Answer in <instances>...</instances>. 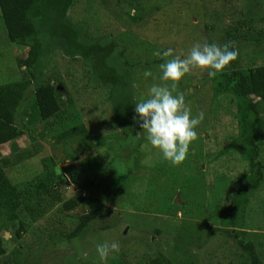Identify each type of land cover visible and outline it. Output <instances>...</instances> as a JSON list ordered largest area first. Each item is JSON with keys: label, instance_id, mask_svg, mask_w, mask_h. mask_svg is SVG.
Segmentation results:
<instances>
[{"label": "rangeland", "instance_id": "1", "mask_svg": "<svg viewBox=\"0 0 264 264\" xmlns=\"http://www.w3.org/2000/svg\"><path fill=\"white\" fill-rule=\"evenodd\" d=\"M136 10L141 22L126 14ZM67 17L89 40L115 43V56L123 52L131 65L135 103L149 98L153 84L170 87L171 82L160 79L159 65L185 58L198 43L235 45L236 60L227 66L238 63L234 69L242 74L264 66V0H73ZM239 22L247 24L244 33L232 30ZM242 33L247 42L233 41ZM6 34L0 15V86L21 80L24 68L18 61L27 53ZM169 48L170 57L153 54ZM70 59L54 53L45 70V78L64 94L59 114L47 121L28 118L30 90L16 118L20 137L0 145L1 157L34 154L8 171L10 184L27 194L13 216L0 218L5 248L0 264H100L96 245L114 242L119 251L110 253L106 264H248L228 230L252 242L264 264V114L261 140L251 145L248 139L258 131L253 113L245 105L237 113L238 98L230 103L226 95H216L221 89L234 92L232 69L209 78L207 70L194 68L177 85L173 95L183 93L192 116L202 112L204 118L186 159L172 165L147 142L136 121L125 137L113 127L115 113L106 91L89 81L81 57L78 63ZM145 71L152 75L145 78ZM81 125L86 132L82 137L57 142L63 132ZM240 148L246 151L243 161L236 152ZM44 166L57 180L51 195L40 196L34 183ZM74 175L82 176L80 184L72 183ZM246 185L250 188L233 228L230 200ZM89 192L97 193L98 205L82 207V214L97 209L101 214L79 237L68 240L79 208L65 211L62 206ZM170 199L171 211H160ZM21 225L25 231L17 238ZM177 238L186 242L176 243ZM182 248L187 252L181 253Z\"/></svg>", "mask_w": 264, "mask_h": 264}, {"label": "trees", "instance_id": "2", "mask_svg": "<svg viewBox=\"0 0 264 264\" xmlns=\"http://www.w3.org/2000/svg\"><path fill=\"white\" fill-rule=\"evenodd\" d=\"M72 5L73 0H0V15L5 25L8 41L11 44L27 48L25 58L18 61L19 65L24 68L21 80L0 86V145L7 144L20 137V123H16V118L25 106L30 90L32 91V102L30 101L32 112L26 115L28 118L47 121L59 114L64 94L45 78L48 62L53 54L57 52L62 57L71 58L70 60L75 62L79 61L78 58L81 57L84 64L88 66L89 81L93 82V86L106 91L107 102H110L111 107L114 108L113 127H119L124 137L128 134L127 128L131 127L133 129L136 103L134 101L131 65L123 59V52L119 56H115V48H117L115 43L103 44L104 40L102 39L91 41L84 35L82 27L73 24L69 20L67 12ZM126 14L132 22L140 21L141 14L137 13V10L133 15H130V12ZM246 26V22H239L231 27L234 32L241 31L244 33L243 29ZM243 33L241 36H235L233 41H237L238 44L243 40L247 42L243 37ZM229 45V50L236 51L235 45L232 43H229ZM236 64L239 65L233 62L225 67L226 70L232 69L233 71L234 92L221 89L218 90L216 95L218 97L226 95L227 99L230 98V103L236 102L235 98H238L240 101L236 106L237 113H239L238 108H241L242 105H245L253 113L258 123L256 125L258 131L255 136L250 137L248 140L249 144L255 146V143L261 140L263 133L260 128V115L264 114V66L249 69L247 74H242L234 69ZM227 85H229L228 82ZM224 101L221 102L222 105H225L226 102ZM241 101L245 104L240 103ZM85 133V128L82 125L71 128L63 132L58 137L57 142L73 140L82 137ZM236 152L243 161L246 151L244 152V149L240 148ZM32 153V151H23L10 158L0 156V218L7 214L13 216L25 201L23 199L26 198L27 193H20L17 188L10 184L7 175L9 170L31 159L34 155ZM77 158V155L74 156L72 162L77 161ZM250 165L253 166L252 163ZM43 169L44 174L34 184H36L40 196L51 195L53 192L51 189L52 184H56L57 177L53 171L48 170L49 168L47 169L44 166ZM81 177L80 175H74L71 177L72 183L80 184L79 179H82ZM118 185H121V183H118ZM28 187L31 188L32 184H29ZM249 188V185L244 186L235 192L234 198L230 200L228 213L230 225L233 228L237 225L236 213L239 211L240 204L243 203L244 193ZM29 195L32 197L31 194ZM97 196L95 192L84 195L79 194L75 199H70L63 204L62 209L65 211L79 208L80 214L75 223L71 224V229L67 234L68 240L79 237L86 226L101 214L99 209L85 215L81 212L82 207L98 205ZM172 200L170 199L168 205L160 211L170 212ZM24 231L23 226H19L16 231L17 238H20V234ZM233 231L228 230V236L235 241L237 248L245 254L246 262L248 264H261L254 244L250 241L241 240L236 232L233 234ZM156 233L159 234L158 231ZM182 240L186 242L184 239L177 238L176 243ZM182 249L181 253L187 252L185 248ZM4 253L3 239L0 237V257ZM152 264L161 263L159 260H155ZM172 264L174 263L172 262Z\"/></svg>", "mask_w": 264, "mask_h": 264}, {"label": "clouds", "instance_id": "3", "mask_svg": "<svg viewBox=\"0 0 264 264\" xmlns=\"http://www.w3.org/2000/svg\"><path fill=\"white\" fill-rule=\"evenodd\" d=\"M153 54L170 57L173 50L169 48ZM236 57L237 52L229 50L228 45L198 43L185 58L173 57L159 65L162 72L160 79L171 82L170 87L153 84L149 89V98L135 104L133 120L145 130L147 142L159 150L164 161L179 165L186 159L191 143L197 139L195 129L204 118L202 112L192 116L183 93L173 95L181 79L194 68L207 70L208 77L214 78ZM143 75L147 78L152 73L145 71ZM118 251L119 245L115 242L96 245L100 264H106L110 253Z\"/></svg>", "mask_w": 264, "mask_h": 264}]
</instances>
